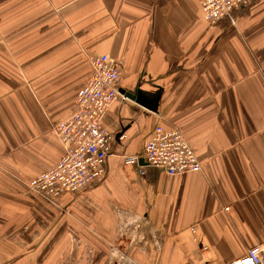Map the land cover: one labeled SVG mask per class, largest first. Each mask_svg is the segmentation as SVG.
<instances>
[{"label": "crops", "instance_id": "obj_1", "mask_svg": "<svg viewBox=\"0 0 264 264\" xmlns=\"http://www.w3.org/2000/svg\"><path fill=\"white\" fill-rule=\"evenodd\" d=\"M202 1L0 0V264H229L264 249V0L215 26ZM101 54L122 66L107 174L56 204L27 182L62 158L54 126ZM159 125L182 130L201 171L124 162Z\"/></svg>", "mask_w": 264, "mask_h": 264}, {"label": "built area", "instance_id": "obj_2", "mask_svg": "<svg viewBox=\"0 0 264 264\" xmlns=\"http://www.w3.org/2000/svg\"><path fill=\"white\" fill-rule=\"evenodd\" d=\"M251 0H203L204 20L211 26L228 20L235 24L234 10ZM92 74L78 91L72 116L56 124L54 130L62 144L63 156L52 168L27 182L29 191L37 192L56 204L66 194L80 195L107 174L105 163L112 154L113 132L103 123L110 106L119 98L121 63L108 54L90 56ZM126 164L158 168L169 175L202 170V163L180 128L157 126L142 156L124 155ZM144 164H140V160ZM229 264H264L262 246L251 247L246 257Z\"/></svg>", "mask_w": 264, "mask_h": 264}, {"label": "rangeland", "instance_id": "obj_3", "mask_svg": "<svg viewBox=\"0 0 264 264\" xmlns=\"http://www.w3.org/2000/svg\"><path fill=\"white\" fill-rule=\"evenodd\" d=\"M134 224H136V221L126 219L124 221V227H125L124 229L131 228V227L133 228L132 225H134ZM136 225L139 226L138 224H136ZM132 228H131V230H132ZM81 261H87V259L85 257L84 258L82 257ZM68 262H69L68 264H84L83 262L80 263L77 253H76V257L74 259H73V257H71V260ZM108 262H109L108 264H113V263H115V264H136L135 261H133L131 258H129L125 252L124 253L120 252V254L116 253V255L114 256V260L108 261Z\"/></svg>", "mask_w": 264, "mask_h": 264}, {"label": "water", "instance_id": "obj_4", "mask_svg": "<svg viewBox=\"0 0 264 264\" xmlns=\"http://www.w3.org/2000/svg\"><path fill=\"white\" fill-rule=\"evenodd\" d=\"M139 98H141V96H139ZM140 164H144V161H143V159H142V160H140Z\"/></svg>", "mask_w": 264, "mask_h": 264}]
</instances>
